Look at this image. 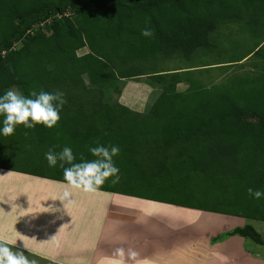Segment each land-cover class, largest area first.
I'll use <instances>...</instances> for the list:
<instances>
[{
  "label": "trees",
  "instance_id": "16d2710c",
  "mask_svg": "<svg viewBox=\"0 0 264 264\" xmlns=\"http://www.w3.org/2000/svg\"><path fill=\"white\" fill-rule=\"evenodd\" d=\"M223 25L236 37L225 36L230 54L216 66L239 72L205 84L194 75L213 65L158 70L212 49ZM140 76L159 87L143 114L107 95ZM8 88L59 90L65 103L54 127L0 136L12 146L0 149V170L66 183L60 162L44 159L50 148L68 146L80 162L116 145L119 180L98 191L264 222V197L247 192H264V0H0V93ZM223 236L264 246L247 223Z\"/></svg>",
  "mask_w": 264,
  "mask_h": 264
},
{
  "label": "crops",
  "instance_id": "0c3cea01",
  "mask_svg": "<svg viewBox=\"0 0 264 264\" xmlns=\"http://www.w3.org/2000/svg\"><path fill=\"white\" fill-rule=\"evenodd\" d=\"M20 178L39 184L36 190L68 191L72 203L51 214L45 207L59 206L61 195L9 188ZM170 206L103 191L85 193L66 183L0 170V243L38 264H264L238 236L211 243L222 230L177 238ZM221 218L229 229L239 224L236 217ZM209 225L214 231L213 219ZM242 225L244 220L236 227ZM162 229L167 235L159 234Z\"/></svg>",
  "mask_w": 264,
  "mask_h": 264
},
{
  "label": "clouds",
  "instance_id": "9594fccd",
  "mask_svg": "<svg viewBox=\"0 0 264 264\" xmlns=\"http://www.w3.org/2000/svg\"><path fill=\"white\" fill-rule=\"evenodd\" d=\"M141 36L150 37V28H143ZM63 92L56 91H32L27 96L14 90L5 89L0 93V136H11L15 127L22 125L26 129L42 125L45 128L54 127L60 119V111L64 105ZM94 159L74 162L75 157L72 149L64 146L59 152L51 148L44 153V159L49 167L57 166L63 168V181L72 189L81 190L85 193H93L99 190L105 180L112 178V183L119 180V169L113 162L119 148L116 145H100L88 149ZM68 164V167H64ZM247 192L253 199L264 197L260 189L248 188ZM59 201V206L49 204L45 208L49 213L55 214L66 205L72 203L70 193L64 191ZM134 255V253H133ZM0 264H38L35 259L29 260L23 252L13 251L7 245L0 243Z\"/></svg>",
  "mask_w": 264,
  "mask_h": 264
},
{
  "label": "rangeland",
  "instance_id": "374dc122",
  "mask_svg": "<svg viewBox=\"0 0 264 264\" xmlns=\"http://www.w3.org/2000/svg\"><path fill=\"white\" fill-rule=\"evenodd\" d=\"M229 27L232 28V26L223 25L222 27L218 29L216 33H212L209 36L210 44L212 43L211 42L212 37H214L215 34L217 35V37L221 38V40L217 39V43H214L215 46L212 49L209 48V50L208 49L201 50L205 52H203L201 55L194 56L189 61H186V58L172 57L168 59L167 61L162 62L161 65L158 66V70L161 68H164V70H170V71L173 69L174 70L177 69L178 71H183V70H186L187 67H197L200 65H213L211 70H209L208 73L202 72L201 75L199 76L194 75V78H196V80H199L205 84H216L222 81L226 76H228L232 72L236 70H238L237 72H239L240 69H236V68H232V69H229L223 72L222 70H219L220 68L216 66L217 63H220V61L223 60L224 53H226L227 55L230 54L229 50L231 48L227 40L229 36L236 37V35L233 32H228ZM225 36L227 37L226 41H225ZM223 41L225 42L222 44ZM243 48H245V44H243ZM84 52H86V48H82L78 50L77 54L81 55ZM244 68H247V67H244ZM116 84L118 85V87L121 88V91L119 93H117L116 91H107V95H109L112 100L117 101V103L139 114L145 113L148 106L154 100L159 90V87L151 83L146 76H140V77L120 80V81H117ZM186 86H187L186 83L178 84L177 90L182 91L186 88ZM11 148L12 146H10L9 144L0 143V149H4L7 152H12ZM6 155L7 154H4V153L0 154V159L4 160L3 157H5ZM8 186L9 188L17 186V188H23L25 190L36 192L37 194L39 192V195L44 194L45 192L47 195L51 194L50 197H54L55 195L57 196L62 195V192H59L56 190L55 191H49V190L43 191L42 189L36 190L39 184H35L34 182L30 184V182H28V180L26 181V179L24 178H20V180H18V184L10 183L8 184ZM4 187H6L5 184H4ZM173 196L178 197V195H173ZM176 197L173 199L179 200V199H176ZM170 207L175 209V219H174L175 230H174V233L172 234L175 235L177 238H180L181 235H186V239H190V237H194L196 235H197L196 237L202 236L199 233L212 234V233H215L221 230H222V233H220L216 238H213L211 240V243H216V242H221V241L223 242L228 238V237L223 236V234L227 232L224 230L228 229L229 231L231 230L229 229L231 227L229 226L227 220H222L223 218L221 217H224V216H220V215L208 213V212H203L199 210H193L189 208L178 207V206H170ZM209 219H213V230L214 231H210ZM234 219L237 223H239V224H235V226L233 225L234 227L240 225V221L243 223V220L241 218L236 217ZM166 220L169 224L168 220H170V217L168 216ZM192 222L194 224H192ZM244 223L250 224L255 229V231H257L261 235V237L264 239V222H261L258 220H248V221H244ZM159 234L167 235V232L162 229L160 230ZM244 242H245L244 247L246 251L253 253V254L257 253L258 256L264 259V246L263 245H257L249 240H244Z\"/></svg>",
  "mask_w": 264,
  "mask_h": 264
}]
</instances>
